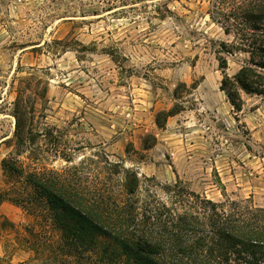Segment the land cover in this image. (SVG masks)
<instances>
[{
  "label": "rangeland",
  "instance_id": "rangeland-1",
  "mask_svg": "<svg viewBox=\"0 0 264 264\" xmlns=\"http://www.w3.org/2000/svg\"><path fill=\"white\" fill-rule=\"evenodd\" d=\"M258 1L0 0V191L19 188L1 167L14 153L18 98L31 131L17 156L25 170L84 166L105 179L107 160L118 188L137 175L139 200L181 211L180 187L264 208V96L240 91L234 112L218 66ZM222 56L232 76L248 54ZM175 105L159 127L157 114ZM44 202L0 203V264H74L55 249L61 231Z\"/></svg>",
  "mask_w": 264,
  "mask_h": 264
},
{
  "label": "trees",
  "instance_id": "trees-1",
  "mask_svg": "<svg viewBox=\"0 0 264 264\" xmlns=\"http://www.w3.org/2000/svg\"><path fill=\"white\" fill-rule=\"evenodd\" d=\"M242 22L235 26L231 48L223 42L218 58L219 88L234 112L242 109L240 91L264 96V0L247 8ZM224 32L231 34L227 27ZM235 51L248 57L230 76L222 54ZM179 111L175 105L159 112L157 125L162 127ZM13 115L14 153L2 159L1 167L19 188L0 191V203L7 200L32 210L33 202L40 205L44 198L61 231L55 249L74 258V264H264V208L229 200L214 202L180 187L171 191L177 198L173 204L186 206L181 211L154 197L139 200L137 175L127 171L123 189L118 188L112 176L120 171L107 160L105 179L91 175L84 166L25 170L17 156L30 141L31 131L23 124L18 98ZM27 188L32 194L23 193ZM95 235L104 236L114 247L97 245Z\"/></svg>",
  "mask_w": 264,
  "mask_h": 264
}]
</instances>
